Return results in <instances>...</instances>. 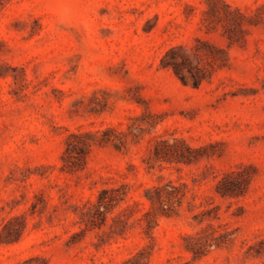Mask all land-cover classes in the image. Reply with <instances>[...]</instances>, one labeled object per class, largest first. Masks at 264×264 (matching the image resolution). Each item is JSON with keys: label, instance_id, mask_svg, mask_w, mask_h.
<instances>
[{"label": "rangeland", "instance_id": "1", "mask_svg": "<svg viewBox=\"0 0 264 264\" xmlns=\"http://www.w3.org/2000/svg\"><path fill=\"white\" fill-rule=\"evenodd\" d=\"M173 47L199 86L161 66ZM106 129L117 146L63 168L69 133ZM160 140L198 159L156 160ZM230 171L245 188L222 198ZM167 181L186 197L146 231L145 190ZM105 188L126 196L92 228L80 211ZM209 222L233 239L193 259L183 236ZM125 262L264 264V0H0V264Z\"/></svg>", "mask_w": 264, "mask_h": 264}, {"label": "trees", "instance_id": "2", "mask_svg": "<svg viewBox=\"0 0 264 264\" xmlns=\"http://www.w3.org/2000/svg\"><path fill=\"white\" fill-rule=\"evenodd\" d=\"M208 9L210 5L207 3ZM205 13H208L209 10ZM208 26V25H207ZM161 66L170 68L174 74L183 82H190L194 87L199 86L201 80L193 72L192 66L186 54L179 53L178 49L170 48L161 59ZM111 130H98L95 132H71L66 136L65 149L62 156L63 168L68 171H77L82 168L83 161L92 145L113 144L117 146L114 139L110 136ZM159 147H162L161 149ZM178 150V151H177ZM199 150H192L184 146V151L179 148L177 142L169 144L165 140L156 141L154 148V157L156 160H166V154H172L176 162L189 164L198 159L194 153ZM246 178H242L241 171H230L222 175L214 185L217 195L222 198L238 197L243 194ZM187 185L185 183L175 184L173 181H167L146 188L144 197L149 203V208L137 221L145 224L146 231H149L151 225L156 223L158 216L178 215L182 203L186 197ZM126 194L121 192V188H105L97 195L96 201L90 203L86 210L80 211L81 222L93 227H100L106 219V215L112 212ZM189 210L195 208V205L188 202ZM199 206H202L200 204ZM198 206V207H199ZM217 206L208 207L194 218H198V223L204 220L212 221L218 219ZM233 239V231L229 230L227 224L214 225L209 222L195 234L183 236L185 250L189 252L193 259L200 258L213 248L227 246ZM130 261V260H128ZM127 261V262H128ZM125 262V264L127 263ZM179 264V263H178Z\"/></svg>", "mask_w": 264, "mask_h": 264}]
</instances>
